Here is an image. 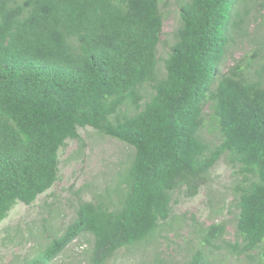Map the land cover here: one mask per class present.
<instances>
[{
  "label": "trees",
  "instance_id": "1",
  "mask_svg": "<svg viewBox=\"0 0 264 264\" xmlns=\"http://www.w3.org/2000/svg\"><path fill=\"white\" fill-rule=\"evenodd\" d=\"M160 2L0 0V222L59 179V151L79 127L132 148L115 200L79 201L61 234L13 264H50L82 233L91 264H104L151 237L174 192L196 195L220 159L234 175V252L264 240V57L219 69L264 0H183L161 67ZM224 233L212 223L205 241ZM185 264L208 262L197 249Z\"/></svg>",
  "mask_w": 264,
  "mask_h": 264
},
{
  "label": "rangeland",
  "instance_id": "2",
  "mask_svg": "<svg viewBox=\"0 0 264 264\" xmlns=\"http://www.w3.org/2000/svg\"><path fill=\"white\" fill-rule=\"evenodd\" d=\"M183 0H161L165 16L158 45V65L172 42L171 32L178 23L179 4ZM251 11L247 31L232 35L222 62L221 71L239 60L263 61L260 57L264 41V14L260 6ZM80 139H67L59 151V179L31 205L17 202L0 222V264H13L37 254L51 239L61 234L75 217L79 201L116 199L114 190L121 181L132 148L96 132L92 127H79ZM205 140L216 143L215 133H205ZM232 169L222 159L210 169L208 180L196 195L173 194L171 216L162 222L147 240L119 248L104 264H185L193 252H204L208 264H264V240L246 254L233 249L238 210L233 198ZM110 196V197H108ZM225 224L224 235L208 243L206 227ZM93 237L82 233L56 256L50 264H91Z\"/></svg>",
  "mask_w": 264,
  "mask_h": 264
}]
</instances>
